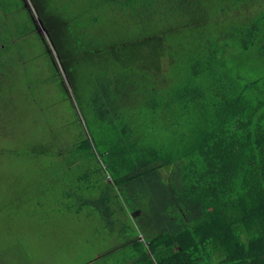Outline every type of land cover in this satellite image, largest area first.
Masks as SVG:
<instances>
[{
	"label": "trees",
	"instance_id": "obj_1",
	"mask_svg": "<svg viewBox=\"0 0 264 264\" xmlns=\"http://www.w3.org/2000/svg\"><path fill=\"white\" fill-rule=\"evenodd\" d=\"M30 2L0 0V114L29 109L28 154L57 165L46 219L110 236L80 264H264V0Z\"/></svg>",
	"mask_w": 264,
	"mask_h": 264
},
{
	"label": "rangeland",
	"instance_id": "obj_2",
	"mask_svg": "<svg viewBox=\"0 0 264 264\" xmlns=\"http://www.w3.org/2000/svg\"><path fill=\"white\" fill-rule=\"evenodd\" d=\"M26 3L31 4L30 0H26ZM34 14L38 18L37 13ZM38 22V31L50 44V52L44 46L38 31L32 37H37L35 41L42 43L39 45L45 50L40 59L45 72L53 75L51 95L64 96L62 80L54 78L53 56L56 61L57 57L49 41V34L40 19ZM63 74L64 81L68 84L64 70ZM71 95L75 100L73 91ZM66 113L68 112L62 109L63 117ZM7 115L8 118L5 119L0 114V244L10 249L16 248L22 254V264H80L81 261L78 260L82 247L95 246L98 252L109 250L110 236L100 237L87 221L84 223L80 219L76 220V216L70 214L59 217L55 212L46 219L44 211L38 206V201H41L39 186L48 178L55 179L52 177V170L57 165L28 154L27 149L31 145L29 135L34 129L33 127L30 131L28 127L33 125V113L17 106ZM43 118L44 115H39L38 124H43ZM22 134L27 141L19 143L17 137ZM12 258L11 256L10 259Z\"/></svg>",
	"mask_w": 264,
	"mask_h": 264
}]
</instances>
